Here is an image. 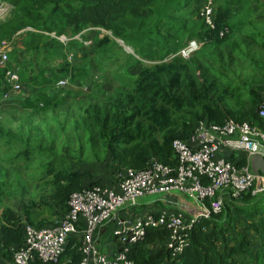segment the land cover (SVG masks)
Instances as JSON below:
<instances>
[{
	"label": "trees",
	"instance_id": "trees-1",
	"mask_svg": "<svg viewBox=\"0 0 264 264\" xmlns=\"http://www.w3.org/2000/svg\"><path fill=\"white\" fill-rule=\"evenodd\" d=\"M3 1L9 3L11 10L5 19H0V42L23 28L33 30L21 32L8 52L9 67L19 66L17 72L23 76L19 92L9 88L4 81L5 69L0 67V105L17 98L26 108L41 112L65 104L72 95L87 91L84 80L75 86L67 76L73 77L75 72L86 74L84 64L91 46L111 49L117 43L114 39H118L132 47L133 52L123 50L131 60L124 72L128 83L107 96L88 94L87 103L80 106L82 115L77 126L82 128L94 158L107 167L110 178H96L89 170L80 169L76 164L81 160L59 155L54 141L45 147L31 146L27 139L13 136L16 134L0 123V139L5 141L6 150L17 149L4 161L0 159L1 258L11 259L13 252L22 245L27 224L36 228L55 226L68 212L72 192L94 185L113 186L116 171L144 169L151 160L175 166L173 141L177 138L187 141L199 121L222 124L231 117L238 122H249L264 133V119L258 113L264 100V74L249 86L248 98L233 106L229 99L235 91L227 85L220 86L210 73L213 60L232 58L231 49L230 52L223 47L231 12L242 0L232 1L234 5L231 0L225 1L218 6L215 0ZM208 2L212 8L210 24L200 14ZM192 4L200 20L178 16L181 21L178 22L174 12L169 11L174 8L182 11L178 14L181 15L190 10ZM89 27L109 31L110 35L95 36V43L91 40V44H86V34L99 33V30L87 31ZM46 32L65 35L68 40L62 42ZM175 34H186L185 41H173ZM186 38L190 40L186 42ZM191 40L201 46L188 57L179 55V50ZM202 46L211 52L198 55ZM67 52L75 53L73 60L67 61ZM76 52L85 53L78 58ZM55 58L61 60L52 63ZM61 79H66V84L59 85ZM5 93L9 96L3 100ZM20 144H24V148H20ZM79 147L81 156V143ZM230 157L234 159V155ZM34 158L40 159L39 179H44V188L48 190L28 200L21 196L15 209L3 200L8 182L3 180L7 176V171H2L3 163L8 164L3 168L10 165V169L19 166L20 160ZM238 158L237 164L245 162L244 156ZM205 203L210 207L211 200ZM114 226L113 221L105 223L99 235L112 237ZM168 232L164 227L148 228L142 240L127 245V259L132 264H264V244L251 249L253 237L264 235V191L225 196L219 212L199 218L183 234V248L178 254L172 255L166 245ZM80 240V233L70 236L56 262L34 259L28 264H78Z\"/></svg>",
	"mask_w": 264,
	"mask_h": 264
},
{
	"label": "built area",
	"instance_id": "built-area-1",
	"mask_svg": "<svg viewBox=\"0 0 264 264\" xmlns=\"http://www.w3.org/2000/svg\"><path fill=\"white\" fill-rule=\"evenodd\" d=\"M10 10L9 3L0 0V19L5 18ZM211 13L208 2L200 12L207 24L211 23ZM26 30L33 28H23L0 42V67L5 69L4 81L14 92L21 90V79L17 69L9 67L8 52L19 34ZM103 32L110 35L109 31ZM51 35L55 36L54 33ZM55 37L62 42L68 40L65 35ZM74 37L79 38V35ZM198 47L197 41L191 40L178 54L188 57ZM68 58L70 60L71 56ZM66 82V79H61L58 84ZM8 96L9 93H5L2 99ZM258 113L264 119V100ZM172 148L177 159L175 166L151 160L144 169L121 168L116 171L113 186L94 185L72 192L68 199V212L55 226H25L24 241L6 264H28L34 259L56 262L68 238L78 233L81 234V260L78 264H132L126 257L127 245L142 240L148 228L159 227L169 231L166 245L172 255L178 254L183 248V234L199 218L219 212L225 196L264 191V174L254 173L250 166L252 155L264 157V133L249 122H238L231 117L222 124L199 121L188 140L177 138ZM240 155L244 156L245 162L239 165ZM173 194H184L193 199L198 205L197 211L189 217L181 211L169 212L166 209L153 211L155 214L152 211L132 212L145 195L160 197ZM206 200H211L210 207ZM123 209L126 215L120 217ZM109 221L115 222V226L111 230L112 237H106L117 244V250L111 254L102 252L96 244L99 238L97 230Z\"/></svg>",
	"mask_w": 264,
	"mask_h": 264
},
{
	"label": "rangeland",
	"instance_id": "rangeland-1",
	"mask_svg": "<svg viewBox=\"0 0 264 264\" xmlns=\"http://www.w3.org/2000/svg\"><path fill=\"white\" fill-rule=\"evenodd\" d=\"M225 1L230 0H215L216 6L223 4ZM232 1L235 0H231L230 2L234 5ZM238 1L240 2L241 0ZM238 5L239 3H237L235 9L231 12L227 40L224 42L223 47L227 51L231 49L232 58H223L222 61L213 60V64L210 65V73L216 78V82L223 87L227 85L235 91L233 97L229 99V103L233 106L240 105L243 100L248 98L246 92L249 86H253L254 82L260 80L264 74V0H242L241 4ZM191 6L190 10L187 9L186 13L181 15L178 14L182 13V11L178 12L174 8H169V11L174 12L178 22H181L178 16L181 19L191 18L193 20H200L196 15L195 5L192 4ZM190 25L191 21L189 20L188 27ZM86 35L87 39L94 41V43V37H99L98 33ZM185 36L186 34L184 36L175 34L173 41H185ZM114 40L123 49L117 43H115L116 46L107 50L97 49L93 45L87 50V60H85L86 64H84L86 74H76L77 72H75L73 77L67 76L69 77V82H75V86L81 84L82 80H84L87 91L72 95L67 99L65 104L48 107L46 110H41V112H34L31 108H26L17 98H13L12 101L0 105V123L4 129H8L10 133L16 134L13 136H22L27 139L31 143V146L40 144L42 147H45L52 140L59 155L63 154L66 157L81 160L80 164H76L80 169L89 170L96 178L106 179L107 176L110 178L111 174H109L105 164L100 160H96L92 155L90 145L85 141L82 128L78 127L77 124L82 115L80 106H84L87 103L88 94L99 97L107 96L113 93L116 88L126 85L129 81L128 78L125 79L124 72L130 66L131 60L127 59L128 54L125 52H133V49L125 45L123 41L121 43L116 39ZM188 40L190 39L186 38V42ZM200 44L198 43L199 46H201ZM198 51V55L200 54V56L203 52H207L208 54L211 52L209 48L204 46ZM76 53L78 58H82L85 52ZM72 55L74 58L75 53L67 52V61L69 60V56L73 60ZM136 56L138 57L137 54ZM60 60L59 58H55L52 63L59 62ZM79 65L81 66L82 64ZM4 142V140L0 139V159L3 161L4 158L7 159L11 152L17 150L13 147L14 149L12 148L10 151H7ZM80 143L83 146L81 156H79L78 152ZM19 147L24 148V144H20ZM97 151L100 154L98 148ZM19 162L21 163L19 166H13L10 169V165L6 169L3 168L8 165L4 162L2 167L3 172L7 171V176L3 180H8L4 187L7 195L5 198H2L6 204L11 205L15 209L21 202V196H24V199L28 200L31 197L37 196L40 192L45 194L48 190V188H44V179H39V175L42 172L39 167L41 164L40 159L20 160ZM23 188L27 190L26 193L23 192ZM20 193L23 194L20 195ZM183 195L174 194L167 196L166 201L170 204L167 206L166 211L185 209V205L190 204V200L193 199L186 198ZM158 196L145 195L139 199V203L144 204V202L152 201ZM156 202L161 207L167 205L163 203V200L161 202L160 199L156 200ZM1 209L2 207H0V213ZM261 244H264V235L259 238L253 237L251 249L255 250Z\"/></svg>",
	"mask_w": 264,
	"mask_h": 264
},
{
	"label": "crops",
	"instance_id": "crops-1",
	"mask_svg": "<svg viewBox=\"0 0 264 264\" xmlns=\"http://www.w3.org/2000/svg\"><path fill=\"white\" fill-rule=\"evenodd\" d=\"M9 14H10V12H9ZM8 14V15H9ZM7 15V16H8ZM6 16V17H7ZM5 17V18H6ZM5 18H3V19H5ZM91 30H99V36H103L104 34H105V32H103V29H101V28H90V29H88L87 28V31H91ZM85 31V30H84ZM83 31V32H84ZM54 32H46L45 34L46 35H48V36H50V37H55V36H52L51 34H53ZM87 42V41H86ZM88 42L90 43V40H88ZM89 43H86V44H89ZM21 56L23 55V52H21V54H20ZM13 67H15L18 71L20 70V67L19 66H16V65H14L13 64ZM20 75V79L21 80H23V76H21V74H19ZM25 79V78H24ZM174 195V194H173ZM184 197H186V198H188L186 195H183ZM166 197L167 196H160V197H157L156 199H154V200H152V201H147V202H144V204H142V203H139V206L137 207V208H135V209H133L132 210V212L133 213H143V212H148V211H157V210H161V209H166L167 208V206H169V202L168 201H166ZM158 199H160L161 200V202H162V200H163V203H165V204H167L165 207H161V206H159V204H158V202H156V200H158ZM198 205H197V203L194 201V200H190V204H187V205H185V209H177V210H175V211H181V212H183L187 217H189V216H192L196 211H197V209H198V207H197ZM182 207V206H181ZM169 209V208H168ZM125 209H123V210H121L120 211V217L121 216H125L126 215V212L124 211ZM171 211V210H170ZM129 213L131 214V211H130V209H129ZM101 227L97 230V235H99V232L101 231ZM98 240H97V242H96V244H97V246L100 248V250L102 251V252H105V253H108V254H111V253H113L115 250H117V244H116V242L114 241V240H109L106 236L105 237H103V236H101L100 237V235H99V238H97ZM7 261L8 260H6V259H4V258H1V256H0V264H6L7 263Z\"/></svg>",
	"mask_w": 264,
	"mask_h": 264
},
{
	"label": "water",
	"instance_id": "water-1",
	"mask_svg": "<svg viewBox=\"0 0 264 264\" xmlns=\"http://www.w3.org/2000/svg\"><path fill=\"white\" fill-rule=\"evenodd\" d=\"M250 166L254 173L264 174V157L259 154H254L250 159Z\"/></svg>",
	"mask_w": 264,
	"mask_h": 264
},
{
	"label": "clouds",
	"instance_id": "clouds-1",
	"mask_svg": "<svg viewBox=\"0 0 264 264\" xmlns=\"http://www.w3.org/2000/svg\"><path fill=\"white\" fill-rule=\"evenodd\" d=\"M117 41H118V39H117Z\"/></svg>",
	"mask_w": 264,
	"mask_h": 264
}]
</instances>
